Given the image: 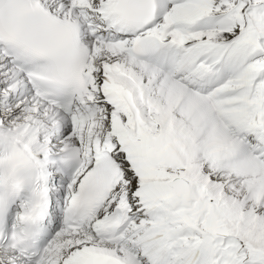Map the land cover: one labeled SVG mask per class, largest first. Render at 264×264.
Masks as SVG:
<instances>
[{"label":"bare ground","instance_id":"bare-ground-1","mask_svg":"<svg viewBox=\"0 0 264 264\" xmlns=\"http://www.w3.org/2000/svg\"><path fill=\"white\" fill-rule=\"evenodd\" d=\"M42 1L64 15L72 13L83 18L89 40L93 41L95 33L101 38L95 41L97 114L87 157L92 159L99 149L107 147L134 157L132 162L125 160L123 189L111 196L107 208L127 204L133 213L137 208L142 211L126 233L140 259L129 252V247L119 249L118 244L98 241L92 223L79 237L81 245L95 248L100 254L118 255L124 264H215L212 244L209 252V244L192 243L198 235L194 227L179 225L177 218L181 216L175 217L172 207L169 212L161 207L171 196L165 163L174 156L187 173L201 176L219 195L240 200L241 207L248 202L256 208L264 207V201L253 202V194L264 193V185L255 186L264 180V87L253 88L255 80L264 78V57L255 61L259 64H252L249 72L244 71L257 56L246 37L252 21L245 24L238 0H158L160 18L153 33L162 39L160 58L140 60L129 52L133 39L112 42L94 25L102 19L103 9L113 8L118 0H78L73 11L64 0ZM3 64L0 57V89L13 87L16 82ZM204 66L209 69L204 71ZM107 85L116 94L109 100L103 90ZM19 103L22 107L2 106L0 111L5 117L22 113V118L2 121L12 125L13 136H31L40 121L27 113L26 105H31L38 117H49V111L30 97L26 105L23 99ZM94 120L86 109L80 110L78 116L67 121L68 129L75 131L67 140L71 142L90 130ZM215 174L220 179L216 180ZM133 178L138 181L136 185L129 183ZM257 213V219L264 218L263 209ZM187 255L192 259L181 260ZM14 262L22 264L13 254L0 252V263Z\"/></svg>","mask_w":264,"mask_h":264},{"label":"rangeland","instance_id":"rangeland-1","mask_svg":"<svg viewBox=\"0 0 264 264\" xmlns=\"http://www.w3.org/2000/svg\"><path fill=\"white\" fill-rule=\"evenodd\" d=\"M235 5H236V1H235ZM263 5H264V1L258 3L256 7H262ZM258 10L255 9L251 12L255 16V18H257L259 14ZM162 15L163 14L161 13V16ZM245 21L246 22L249 21L248 16H246ZM247 38L249 41L257 45V48L259 49L258 53L261 52V50L263 49L264 36L260 37V33H258L256 29L253 27L251 28ZM256 59L257 60L262 59V56H259ZM253 62L254 63H247L245 65L244 68L245 72H249L250 69L253 67V65L257 66V64H259L255 62V60ZM259 83L260 82H258V80H255V83L253 84V88L258 87L261 90V88L264 87V78L262 84ZM1 86L2 85L0 84V87ZM2 90L3 88L0 89V91ZM1 112L2 111H0V114L2 115ZM19 114L15 116H6V117L3 114L2 118L4 120L8 118L7 121H12V120L19 121L22 118L21 117L22 113ZM173 159L177 160L174 156H170L169 160L165 163L166 167L168 166V168L164 167L165 168L164 174L168 176L167 179L175 175L186 174L188 177H190V180L194 184L196 190V200L191 205H187L185 203H178L175 201L174 198H172L175 201V210H177L178 215L183 216L180 218L176 212L172 211L173 214L175 213L174 214L175 217L178 216L177 219H179V222L181 223L179 225L182 226L191 225L192 227L191 226L189 227L191 228L194 227L193 229L196 232V234H198L200 231V233L198 234L200 237H197V235L195 234L196 238L200 239L201 241L205 240L207 242L206 244H209L208 242H212V244L216 246V254H217L216 258L219 262L218 264H233L234 260L238 261L240 264H264V218L257 219L258 217L257 212H259V210L261 209L264 210V207L256 208V205L254 206V204L250 202H248L249 204L247 206L241 207L240 200L232 201L226 195H219L218 193H216V189L211 186V183L206 182L201 176L198 177V175L195 176V174L187 173L185 170L186 167L183 164H180V161L178 162V164H180L181 170L176 168H170L169 165L167 164L169 163L170 160ZM175 170H177V173L173 174ZM179 172H181V174ZM215 176H216L215 179L217 180L219 178L218 174H215ZM133 182L135 183V185L138 183V181H136L134 178L129 181V183H133ZM238 183L247 185L242 181H239ZM263 185H264V180L258 182L255 186L260 187ZM253 200L252 201L254 203L259 202L260 204H262L264 201V193L259 196L257 195L255 196V194H253ZM166 202H167V198H166ZM168 203L169 202H167L166 205V203L164 204V202H162L161 207L168 208V212H169V209L172 206L170 203L169 204ZM251 207L253 208L252 211H251L252 209ZM138 210L142 214V211L139 208H137L135 213ZM139 218L140 216L136 220H138ZM177 225L178 224H175L174 227L177 228ZM130 236L131 235L129 234L128 238ZM196 238L192 240V243L195 244L196 242H201ZM194 240L195 242H193ZM128 241L131 243L130 240ZM249 244H252L254 248L252 249L249 248V246H247ZM209 245L211 246V244ZM211 251H212V246L209 252ZM238 253L239 255H237ZM179 257L177 258V260L180 259ZM191 257L192 255H190L189 257L187 255V258L181 257V260L184 259L183 261L186 262L187 259H192Z\"/></svg>","mask_w":264,"mask_h":264},{"label":"water","instance_id":"water-1","mask_svg":"<svg viewBox=\"0 0 264 264\" xmlns=\"http://www.w3.org/2000/svg\"><path fill=\"white\" fill-rule=\"evenodd\" d=\"M170 185L174 188L175 194L177 196L183 197L187 201H191L193 195L191 193V185L187 180L185 179L172 180L170 182Z\"/></svg>","mask_w":264,"mask_h":264}]
</instances>
